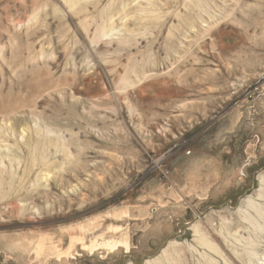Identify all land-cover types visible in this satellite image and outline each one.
Returning a JSON list of instances; mask_svg holds the SVG:
<instances>
[{
    "label": "rangeland",
    "instance_id": "374dc122",
    "mask_svg": "<svg viewBox=\"0 0 264 264\" xmlns=\"http://www.w3.org/2000/svg\"><path fill=\"white\" fill-rule=\"evenodd\" d=\"M260 262L264 0H0V264Z\"/></svg>",
    "mask_w": 264,
    "mask_h": 264
},
{
    "label": "bare ground",
    "instance_id": "6f19581e",
    "mask_svg": "<svg viewBox=\"0 0 264 264\" xmlns=\"http://www.w3.org/2000/svg\"><path fill=\"white\" fill-rule=\"evenodd\" d=\"M256 228V227H255ZM204 241V240H203ZM213 250H214V248H213ZM263 262V261H262ZM175 263V262H174ZM260 264H261V262H260ZM263 264V263H262Z\"/></svg>",
    "mask_w": 264,
    "mask_h": 264
}]
</instances>
